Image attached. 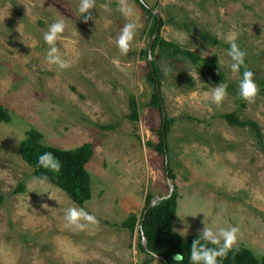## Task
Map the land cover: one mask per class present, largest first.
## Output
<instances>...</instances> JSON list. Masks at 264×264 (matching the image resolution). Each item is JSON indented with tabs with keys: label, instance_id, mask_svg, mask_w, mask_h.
<instances>
[{
	"label": "rangeland",
	"instance_id": "obj_1",
	"mask_svg": "<svg viewBox=\"0 0 264 264\" xmlns=\"http://www.w3.org/2000/svg\"><path fill=\"white\" fill-rule=\"evenodd\" d=\"M143 1L161 18L160 38L201 62L181 54L162 56L158 48L149 59L154 18L137 0H129L140 27L127 56L115 45L128 22L117 0H95L94 19L87 23L80 0H0V104L12 116L9 124L0 125V264H141L150 257L140 249V226L132 233L122 224L130 216L140 220L147 196L163 198L170 185L179 194L181 216L176 215L173 229L187 228L183 240L199 235L207 213L210 226L240 229L235 247L264 257V158L248 129L231 127L222 118L236 112L241 120L258 123L264 134L259 83L264 81V0ZM57 19L66 24L57 42L72 62L66 70L45 59L43 33ZM229 31L237 33L259 87L251 104L239 96L244 69L236 76L227 66L230 46L223 37ZM153 62L160 74L156 84L148 78ZM208 66L227 85L220 106L210 98L216 85L204 79ZM156 89L161 109L151 105ZM132 100L137 121L131 119ZM163 114L165 123L172 121L165 156L154 149ZM31 129L41 132L48 146L94 145L87 165L91 198L84 204L74 203L50 180L37 182L20 152ZM166 157L174 180L164 171ZM20 184L25 191L16 193ZM73 205L85 208L98 224L85 232L66 228L63 208ZM152 264L165 263L154 258Z\"/></svg>",
	"mask_w": 264,
	"mask_h": 264
},
{
	"label": "trees",
	"instance_id": "obj_2",
	"mask_svg": "<svg viewBox=\"0 0 264 264\" xmlns=\"http://www.w3.org/2000/svg\"><path fill=\"white\" fill-rule=\"evenodd\" d=\"M143 10L150 16L154 18V24L150 28V34L153 35L158 18L156 14L153 13L152 9H148L145 5L137 0ZM162 26V21H160V28ZM158 48L162 56L178 57V55H184L185 57H190L194 62H201V58L192 54L191 52H184L178 46L162 40L158 35L155 39L152 54L155 49ZM148 56L149 50L146 51ZM152 68L150 67L149 80L156 84L160 78L158 67L156 63H152ZM211 68L208 66V71L204 73V79L207 83L212 85H218L221 83V77L211 75ZM210 73V74H209ZM254 73V72H253ZM192 80L190 79L189 82ZM260 88L262 89V94H264V81H259ZM160 86V85H159ZM160 93L155 90L152 96L151 105L161 109V99ZM242 99V98H241ZM132 105V115L131 119H138L137 115V104L135 100L131 101ZM222 118L231 126L243 129H248L251 135L255 138L256 144L264 158V134L260 125L251 120H241L236 112L224 114ZM12 121V116L9 110L0 104V125L9 124ZM172 121L167 120L165 124L162 125L160 130V142L155 145L154 149L161 155L166 154L165 149L167 145L165 144V138L170 130ZM102 129H112L113 126H102ZM44 135L36 129H31L27 132L26 139L21 143L20 152L23 160L34 168V176L38 179L50 180L55 186L67 193L69 198L76 204L82 205L91 198V174L87 170V165L94 157V145L92 143H86L73 150H64L54 146H48L43 143ZM51 152L60 161L61 168L60 171L52 172L50 170L44 169L38 166V157L45 153ZM164 171L167 177L171 180L175 179L172 167L169 161L165 160ZM25 191L24 184H20L16 189V193H23ZM154 197L152 195L147 196V206ZM4 197L0 194V201H3ZM178 200L179 194L175 190L173 195L157 206L152 208L145 216L144 209L140 220L135 216H130L123 224L122 227L130 230L134 233L136 227L141 226V221L144 218L143 224V234L146 239V245L148 251H146L142 244V231L139 229L141 243L140 249L143 253L147 254L150 259L142 262L141 264H152L154 257L150 255V252L157 253V256L164 258L168 264H176L174 256L177 253L184 255L183 264H190V248L192 241L197 239L199 235H191L186 240L173 229V221L176 218L178 210ZM211 246V245H210ZM215 247V246H211ZM219 264H264V257L258 259L249 249L237 246L230 251L226 258L219 260Z\"/></svg>",
	"mask_w": 264,
	"mask_h": 264
},
{
	"label": "clouds",
	"instance_id": "obj_3",
	"mask_svg": "<svg viewBox=\"0 0 264 264\" xmlns=\"http://www.w3.org/2000/svg\"><path fill=\"white\" fill-rule=\"evenodd\" d=\"M117 3L119 5L117 10L127 19L128 22H126L120 29L119 34L115 39V45L121 56H127L132 50L133 42L140 25L132 19L135 16V9L129 0H117ZM94 8L95 0H80L79 12L82 14L86 23L94 19L91 14V10ZM20 27L21 25L19 26L18 31L23 37V42L25 43V37L20 31ZM65 30L66 24L64 20L57 19L48 27V30L43 33V40L48 46L45 56L46 63L49 66H55L58 70H66L72 66V62L66 59L60 48L57 47V42L63 39ZM223 39L224 42L230 46L227 52V55L231 59V63L227 65L230 68V71L234 75L240 76L241 69H244L238 84L239 96L249 104L254 103L259 93V87L255 82L254 73L248 69L245 62L246 52L242 50L236 42L238 39L237 33L235 31H229ZM180 40L182 42V36L180 37ZM149 59H151V57H149ZM113 63L116 64L117 67L120 66L119 60L117 59H114ZM190 74L192 76L191 72ZM227 95V85L218 84L212 88L210 98L215 105L220 106L227 98ZM38 166L57 173L61 168L60 161L51 152H45L38 157ZM37 182L41 185L45 183L43 179H38ZM59 203L61 205L60 201ZM43 207L47 209L49 208V205L44 204ZM63 211L65 227L72 231H90V226L98 224L97 218L83 207L73 205L63 208ZM204 214L206 217L202 221L204 227L200 230L199 237L194 239L191 244L189 256L190 264H219V260L226 258L228 253L237 245L240 229L236 226L228 228L210 226L208 214ZM177 215L181 217L179 214ZM189 216L195 217L194 215ZM212 223L214 225L215 222L213 221ZM186 233L188 234L187 228L183 231H179L178 234L181 236H187ZM210 245L215 247H211ZM149 254L158 261L157 253L150 252ZM132 255H136L135 248L132 250ZM184 258V255L180 253H177L174 256L176 264H183ZM136 264H138V261Z\"/></svg>",
	"mask_w": 264,
	"mask_h": 264
},
{
	"label": "water",
	"instance_id": "obj_4",
	"mask_svg": "<svg viewBox=\"0 0 264 264\" xmlns=\"http://www.w3.org/2000/svg\"><path fill=\"white\" fill-rule=\"evenodd\" d=\"M140 1H141V3H142L143 5H145L148 9H150V8L144 3L143 0H140ZM153 13L156 14V16H157V18H158V23H157L156 29H155V31H154V34H153L152 42H151L150 47H149V57H151V55H152V48H153V45H154L155 39H156L157 36H158L159 28H160V21H161L160 16H159L154 10H153ZM158 59H159V58H158ZM157 88H158V86H157ZM163 119H164V124H165V119H166L165 114H163ZM165 152H166V149H165ZM166 161H167V163H168V159H167V157H166ZM169 180H171V179H169ZM174 191H175V189H174V185H170V191H169V194H168L167 196H165V197H163V198L156 199V200H151V202L149 203V205L147 206V208H146V210H145V212H144V216H145V215H146V214H147L152 208H154L155 206H157L160 202L169 199V198L173 195ZM143 224H144V218H143L142 221H141V226H140L141 231L143 230ZM142 236H143V239H142L143 247H144V249H145L146 251H148V248H147V245H146V239H145V237H144L143 231H142ZM158 259L162 260L165 264H168L167 261H166L164 258L158 256Z\"/></svg>",
	"mask_w": 264,
	"mask_h": 264
}]
</instances>
